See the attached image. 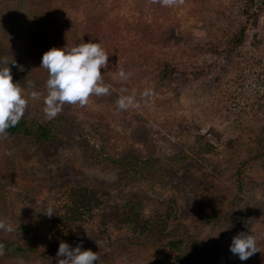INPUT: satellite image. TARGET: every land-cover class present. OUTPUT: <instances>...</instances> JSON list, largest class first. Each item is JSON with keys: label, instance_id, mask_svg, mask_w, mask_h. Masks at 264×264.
<instances>
[{"label": "rangeland", "instance_id": "1", "mask_svg": "<svg viewBox=\"0 0 264 264\" xmlns=\"http://www.w3.org/2000/svg\"><path fill=\"white\" fill-rule=\"evenodd\" d=\"M255 3L262 5L264 0H185L180 7H165L157 19L150 9L146 14L154 28L158 21L163 26L176 27L179 35L188 32L211 41L218 37L226 39L246 26L244 11ZM100 13H106L107 18L102 22L105 44L101 43L109 54L108 67L101 70L110 78L102 75L104 83L110 86V94L91 96L87 108L102 112L116 131L130 130L145 120L158 141L156 152L163 156L186 149L189 141L202 135L221 146L244 129L264 126V10L252 17L247 25L245 43L229 62L221 51L193 52L178 43L164 46L136 40L134 33L124 28L126 21L137 20L140 15L135 0H103L97 4L79 0L75 6L63 4L57 16L77 26L88 16ZM110 20L119 23L117 32L108 25ZM81 37L85 38L82 34ZM139 53L151 57L144 60L139 58ZM156 60L185 64L190 70L201 71V75L189 74L186 82L168 81L162 85L155 81L154 74L145 71L146 67L151 70L150 64ZM141 61L142 68L134 69L133 75L124 82L134 91L152 88L154 95L147 102L136 98L141 104L138 109L119 110L117 99L113 97L121 94L116 85L122 83L117 76L118 70L125 66L134 68V64L140 65ZM24 89L27 94L29 90ZM36 106L42 108L44 104L29 98L26 112H33ZM14 152L20 172L12 178L9 188L12 211L8 222L17 224L20 218L26 219L25 224L30 225L28 230L41 246H59L63 241L71 248L80 245L82 250L107 253L115 240L133 233L125 225L120 227L111 221L112 212L120 210L122 213V207L129 203L137 204L136 208H140L146 219L161 214L167 217L171 213L166 219L171 230L185 226L187 219L190 220L189 199L183 190L150 180L118 189L117 171L87 163L81 147L76 144H52L42 152L32 148L22 151L16 147ZM79 175L109 183L114 188L105 191L102 186L95 187L99 191V204L91 211L81 210L78 215L68 211L66 204L70 202V188L77 185ZM245 177L248 182L241 197L222 220L201 225L187 223L193 236L191 245L194 248L190 252L196 255L184 264H264V253L257 252L242 261L230 251L235 235L251 231L258 238V246L264 249V168L252 166L245 172ZM224 180L228 185L229 180L219 177V181ZM33 187H36L35 195ZM48 207L54 209L51 218L44 214ZM125 252L126 248H122L121 254ZM156 257L151 248L124 254L117 264H158ZM12 262L42 264L39 260L21 258Z\"/></svg>", "mask_w": 264, "mask_h": 264}, {"label": "trees", "instance_id": "2", "mask_svg": "<svg viewBox=\"0 0 264 264\" xmlns=\"http://www.w3.org/2000/svg\"><path fill=\"white\" fill-rule=\"evenodd\" d=\"M79 0H0V57L15 60L23 66L20 71L11 62L13 82H18L28 89L29 79L35 82V90L45 92L47 71L40 66L42 55L52 47H72L89 41L105 44L102 22L106 13L93 14L77 26L62 21L57 12L63 4L75 6ZM94 4L103 0H89ZM264 4V3H263ZM254 4L244 13L249 25L252 17L264 10V5ZM263 7V8H262ZM135 8L140 13L137 20L126 21L124 28L133 32L136 40H146L151 44H182L193 52L221 51L226 62L243 46L249 26L226 39L216 38L204 41L192 33L179 35L176 27L163 26L155 21V28L147 20L146 10L150 9L155 19L162 14L160 4L150 0H135ZM119 23L109 21L112 31L117 32ZM34 30V31H33ZM35 32V34L33 33ZM81 34L85 37L81 39ZM103 41V44L101 43ZM151 56L139 53L144 60ZM140 63V62H138ZM125 66V70L134 73L141 69ZM146 67V73L154 74L160 84L168 81L186 82L188 75L199 77L201 71L190 70L185 64L177 65L167 61L156 60ZM101 74L110 79L104 71ZM120 89L126 87L130 94L133 88L126 82L116 84ZM143 90L135 91L140 98ZM122 94V93H121ZM115 94L114 99L121 95ZM43 108L34 107L31 113L25 112L20 122L7 130V138H0V220H10L11 197L9 188L12 178L19 175L20 169L14 161L16 147L23 150L42 152L50 145L76 144L81 147L85 161L100 169L117 171L116 187L129 186L135 182L150 180L153 183L173 185L184 191L190 220L187 223L208 224L222 220L244 191L245 172L252 166L264 168V126L259 129H244L236 136L228 138L221 146L205 135L189 141L186 149L161 156L157 154L158 141L145 120L122 133L116 131L106 116L99 111L89 110L87 106L65 104L63 111L56 118L46 119ZM123 138L122 143L118 140ZM11 152V155L6 153ZM28 156V155H26ZM230 167V168H227ZM223 176L229 184L219 181ZM77 185L70 188L68 211L80 214L83 209H90L99 204V191L94 188L102 186L105 191L114 188L109 183L83 177H76ZM58 181V180H57ZM118 188V189H121ZM104 191V192H105ZM33 195L37 194L33 187ZM33 197V196H32ZM97 203V204H96ZM137 204H127L112 212L111 221L122 227L125 225L133 233L123 239L115 240L107 253H99L101 260L94 264H117L122 255H131L142 250L154 249L158 264H184L192 261L195 253L191 245L192 232L188 225L171 230L163 214L152 219L142 216ZM12 224L15 231L8 233L0 230V243L5 245V254L0 256V264H13L16 259L41 261L42 264H58L59 246L38 244L31 234L26 219ZM9 223V222H8ZM199 225V226H200ZM17 229V232H16ZM126 252L121 254V249ZM195 251V250H193ZM194 255V256H193ZM186 256V257H185ZM253 264V263H248Z\"/></svg>", "mask_w": 264, "mask_h": 264}, {"label": "clouds", "instance_id": "3", "mask_svg": "<svg viewBox=\"0 0 264 264\" xmlns=\"http://www.w3.org/2000/svg\"><path fill=\"white\" fill-rule=\"evenodd\" d=\"M152 4H160L162 7H180L185 0H150ZM109 54L99 42L89 41L72 47H52L42 55L39 67L47 71L45 92L35 90V82L27 81L28 92L18 83L13 82L11 62L20 71L24 68L16 64L15 60L8 57H0V138H7V130L16 126L24 117L28 108L29 98L33 101H42L43 112L47 120L51 121L63 111L65 104L87 106L91 96H106L110 94V86L104 83L101 74L102 68L108 67ZM133 75L123 67L119 68L117 76L120 81L129 80ZM116 77H114L115 79ZM121 95L116 101L119 110L140 108L137 102V93L133 90L130 94L126 87L120 89ZM154 95L152 88H146L140 93V99L147 102ZM11 155V152L6 153ZM54 209H44V214L49 218ZM0 230L11 233L15 227L0 220ZM225 230V229H224ZM230 251L240 260L249 259L257 252L264 253V249L258 246V238L255 234L240 232L232 238ZM5 254V245L0 243V256ZM58 264H94L100 261L99 253L91 249L82 250L80 245L71 248L68 243L61 241L57 252Z\"/></svg>", "mask_w": 264, "mask_h": 264}]
</instances>
